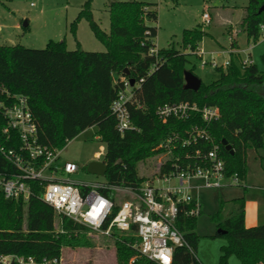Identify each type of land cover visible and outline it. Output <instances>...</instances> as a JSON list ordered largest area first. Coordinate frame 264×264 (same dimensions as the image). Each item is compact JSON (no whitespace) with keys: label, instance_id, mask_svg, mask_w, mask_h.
<instances>
[{"label":"trees","instance_id":"obj_1","mask_svg":"<svg viewBox=\"0 0 264 264\" xmlns=\"http://www.w3.org/2000/svg\"><path fill=\"white\" fill-rule=\"evenodd\" d=\"M89 4L71 24V31L74 33L77 22L85 18L94 36L105 44V52L68 50L65 41L50 42L42 50L0 45V87L29 98L40 144L62 151L68 142L96 128L97 136L106 144L104 182L137 189L148 180L139 176L140 163L166 154L167 160L157 173L164 175L175 172V164L183 168L193 164L196 160L191 155L196 150L211 149L212 143L204 140L186 148L176 145L171 153L159 148L175 133L184 138L191 127L200 126L219 146L227 176L237 174L245 181L248 149L264 148V71L255 64L235 63L231 54L228 67L217 68V81L210 85L201 82L198 89L186 88L184 68L189 54L184 51H195L205 32L184 31V51L174 47L158 49L157 28L148 25L158 21L157 4L111 3L109 33L94 20ZM263 5L264 0L248 1L239 26V34H246L248 41L256 42L264 35V12L259 13ZM155 49L157 53L153 54ZM141 79L144 81L138 84ZM131 80L135 81L131 88L134 98L128 109L134 129L121 134L112 105L124 90V82L131 84ZM184 102L201 108L216 107L220 118L209 125L199 115L185 121L159 120L158 107ZM223 140L233 153L225 149ZM87 190L81 189L82 193ZM99 191L116 199V192L109 188ZM37 195L28 202L0 195V256L31 257L41 264L44 260H60L64 248L95 247L86 227L59 216ZM233 203L236 208L227 217L220 213L212 217L217 229L214 237L227 240L220 264H227L233 255L241 264H264V224L246 228L245 199ZM190 208L187 204L180 206L176 226L187 246L175 249L172 264H201L196 255L200 240L196 232L198 218L186 216ZM111 239L116 264H157L134 247V228L128 234L113 232Z\"/></svg>","mask_w":264,"mask_h":264},{"label":"built area","instance_id":"obj_2","mask_svg":"<svg viewBox=\"0 0 264 264\" xmlns=\"http://www.w3.org/2000/svg\"><path fill=\"white\" fill-rule=\"evenodd\" d=\"M203 21L208 26L210 17L204 14ZM250 50L251 47L248 52ZM152 53L156 54L157 50H152ZM229 63L227 61L224 66L228 67ZM202 64L205 66L208 63ZM252 64L249 54L241 65ZM211 65L220 67L216 63ZM143 81L141 79L138 84ZM131 88L130 82L125 81L124 90L112 105L121 134L134 129L128 109V104L134 98ZM156 114L163 123L171 119L185 121L199 115L209 125L220 118L218 108H201L189 102L160 106ZM186 134L183 138L175 133L159 147L171 153L176 145L186 148L200 140L212 143L209 150H196L191 155L196 161L185 168L175 164V172L157 174L152 181L144 182L137 189L109 186L105 182L79 184L66 177L75 174L79 167L69 162L60 165L61 151L40 144L38 125L29 98L0 87V195L7 200L28 202L39 190L38 198L51 206L59 216L86 227L89 234L111 238L113 232L128 234L134 228L137 239L134 247L142 255L157 264H172L175 249L187 246L176 226L180 206L190 205L186 216L198 218L202 211L199 202L201 189L220 190L226 186H243L244 182L237 174L227 176L220 148L213 143L205 127L193 126ZM82 188L88 189L87 192L82 193ZM101 188L126 194L128 198L118 203L116 199L103 195L99 191ZM59 261L44 260L41 264H60ZM0 264L38 263L31 257L1 255Z\"/></svg>","mask_w":264,"mask_h":264},{"label":"rangeland","instance_id":"obj_3","mask_svg":"<svg viewBox=\"0 0 264 264\" xmlns=\"http://www.w3.org/2000/svg\"><path fill=\"white\" fill-rule=\"evenodd\" d=\"M118 1L157 4L158 21L149 22L148 25L157 28L155 44L158 49L174 47L184 51V31L199 29L205 32L202 39L197 42L195 51L191 49L184 51L189 54L188 63L184 68L185 73L193 72L204 85H210L220 77L219 71L211 63H216L220 67L223 65L226 69L224 64L230 62L231 54L237 64H242L250 54L253 64L264 71L262 63L264 35L254 42L248 41L246 34H239V26L249 0H0V45H21L28 49L42 50L50 42L65 41L68 50L105 52V44L94 36L85 18L77 22L74 33L71 31V24L89 2L94 20L109 33V7L111 3ZM204 14L210 17L211 25L204 24ZM232 36L236 37L231 41ZM249 47L251 50L248 52ZM203 62L208 64L203 66ZM105 153L106 144L97 136V129L91 128L68 142L61 151L59 164L69 162L79 167L75 174L66 175L74 182L79 184L103 182L104 177L88 173L87 166L93 161L102 162ZM166 160V154H160L140 163L139 176L152 181ZM249 169L251 172L264 173V148L248 149L247 173ZM244 186L200 190L199 202L202 213L197 219L196 232L200 240L196 255L201 264H220L222 247L227 244V240L224 237H214L217 229L212 217L220 213L225 218L234 211L236 207L233 200L242 194ZM116 195L118 203L128 198L126 194ZM89 237L95 247L64 248L60 264H116L114 240L94 234H89ZM227 264L241 262L233 255Z\"/></svg>","mask_w":264,"mask_h":264},{"label":"crops","instance_id":"obj_4","mask_svg":"<svg viewBox=\"0 0 264 264\" xmlns=\"http://www.w3.org/2000/svg\"><path fill=\"white\" fill-rule=\"evenodd\" d=\"M210 25H211V20H210ZM237 35L238 34H236V36ZM235 37L232 36L231 41L233 40V38L235 39ZM232 49H234V47ZM235 55H237V53ZM243 185L245 186L242 189L243 191L242 194L239 197L235 198L234 200L240 198L245 199V226L246 228H253L259 225H263L264 224V173L261 171L251 172L249 169L246 179L243 182Z\"/></svg>","mask_w":264,"mask_h":264},{"label":"water","instance_id":"obj_5","mask_svg":"<svg viewBox=\"0 0 264 264\" xmlns=\"http://www.w3.org/2000/svg\"><path fill=\"white\" fill-rule=\"evenodd\" d=\"M264 12V5L260 8L259 13ZM26 27L27 24H24ZM127 72V71H126ZM185 80H186V88H192V89H198L201 86V80H199L193 73H185ZM135 83L134 80H131V86H133ZM222 145L225 147L227 151H231V146L228 145V142L226 140L222 141ZM231 153H233L231 151ZM107 171V165L104 162H99V161H93L87 166V172L104 177Z\"/></svg>","mask_w":264,"mask_h":264}]
</instances>
